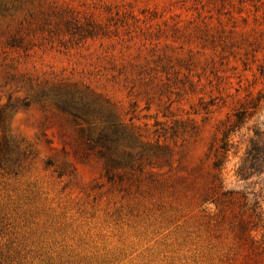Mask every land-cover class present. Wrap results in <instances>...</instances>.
<instances>
[{"label":"rangeland","instance_id":"obj_1","mask_svg":"<svg viewBox=\"0 0 264 264\" xmlns=\"http://www.w3.org/2000/svg\"><path fill=\"white\" fill-rule=\"evenodd\" d=\"M0 264H264V0H0Z\"/></svg>","mask_w":264,"mask_h":264},{"label":"trees","instance_id":"obj_2","mask_svg":"<svg viewBox=\"0 0 264 264\" xmlns=\"http://www.w3.org/2000/svg\"><path fill=\"white\" fill-rule=\"evenodd\" d=\"M237 116L240 118V115L237 114ZM238 175L242 177L244 176V174L240 170L238 171Z\"/></svg>","mask_w":264,"mask_h":264}]
</instances>
